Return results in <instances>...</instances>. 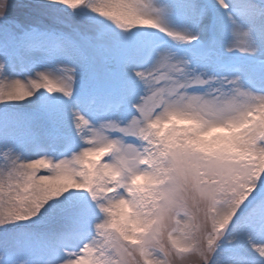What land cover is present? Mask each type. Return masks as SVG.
I'll return each instance as SVG.
<instances>
[{"label":"snow or ice","instance_id":"snow-or-ice-1","mask_svg":"<svg viewBox=\"0 0 264 264\" xmlns=\"http://www.w3.org/2000/svg\"><path fill=\"white\" fill-rule=\"evenodd\" d=\"M0 264H264V0H0Z\"/></svg>","mask_w":264,"mask_h":264},{"label":"rangeland","instance_id":"rangeland-1","mask_svg":"<svg viewBox=\"0 0 264 264\" xmlns=\"http://www.w3.org/2000/svg\"><path fill=\"white\" fill-rule=\"evenodd\" d=\"M17 2V0H12V3L15 4ZM25 2H28V0H25ZM10 11L15 12V9H10ZM187 127V125H178V127ZM41 171H43V169H41Z\"/></svg>","mask_w":264,"mask_h":264}]
</instances>
